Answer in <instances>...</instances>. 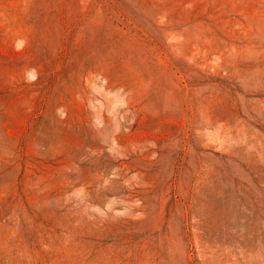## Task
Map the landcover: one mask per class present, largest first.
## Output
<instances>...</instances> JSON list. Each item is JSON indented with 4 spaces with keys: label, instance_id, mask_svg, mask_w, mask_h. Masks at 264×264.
I'll list each match as a JSON object with an SVG mask.
<instances>
[{
    "label": "rangeland",
    "instance_id": "rangeland-1",
    "mask_svg": "<svg viewBox=\"0 0 264 264\" xmlns=\"http://www.w3.org/2000/svg\"><path fill=\"white\" fill-rule=\"evenodd\" d=\"M0 264H264V0H0Z\"/></svg>",
    "mask_w": 264,
    "mask_h": 264
}]
</instances>
